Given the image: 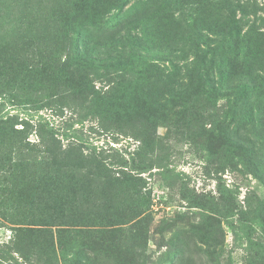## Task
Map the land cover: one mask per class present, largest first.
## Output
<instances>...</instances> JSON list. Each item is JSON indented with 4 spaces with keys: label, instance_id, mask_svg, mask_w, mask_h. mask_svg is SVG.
Returning <instances> with one entry per match:
<instances>
[{
    "label": "trees",
    "instance_id": "16d2710c",
    "mask_svg": "<svg viewBox=\"0 0 264 264\" xmlns=\"http://www.w3.org/2000/svg\"><path fill=\"white\" fill-rule=\"evenodd\" d=\"M260 1L0 0V101L87 107L102 130L138 143L128 163L1 116L0 227L11 236L0 245L23 257L32 249L44 264H146L151 233H172L160 264H202L187 245H210L221 219L235 229L249 201L244 210L219 189L189 191L198 220L177 214L152 231L151 191L135 160L172 139L264 183Z\"/></svg>",
    "mask_w": 264,
    "mask_h": 264
},
{
    "label": "rangeland",
    "instance_id": "374dc122",
    "mask_svg": "<svg viewBox=\"0 0 264 264\" xmlns=\"http://www.w3.org/2000/svg\"><path fill=\"white\" fill-rule=\"evenodd\" d=\"M258 4L261 6L262 2L258 0ZM263 16L264 13L260 12L257 18ZM249 20L256 23V26L260 23L254 17H250ZM96 86L99 87V84ZM38 106L18 105L12 101L1 100L0 117L15 116L34 125L44 124L48 130L55 131L64 145L68 142H80L86 148L101 149L104 156L110 159L116 156L131 163L138 145L137 141L130 136L102 130L98 125V119L93 117L89 108L79 107L77 110L67 107L59 112L57 109H37ZM158 132L162 136L165 129L160 127ZM29 140L32 142L37 140L35 133L30 135ZM176 142L172 139L164 140L161 150L146 158L135 160V167L138 170L134 173L144 181L146 187L144 190L151 191V210L154 219L151 230L153 231L161 221L165 224L172 223L177 214L185 217L187 215L197 221L199 213L195 209L187 208L188 203L184 196L191 191L195 194L217 197L219 189L227 201L234 197L238 209L246 210L245 199L249 201L251 209L244 216L243 223L238 224L233 220L235 229L228 225L232 220L221 219L220 230L213 235L210 245L189 243L186 252L196 258L198 249L204 259L202 264H264L260 256L264 255V224L261 223L264 219V210L260 212V208L257 207V198L264 203V183L251 175L239 171L232 172L229 168L219 166L210 160L207 151L201 145L190 143L176 145ZM1 224L4 225L3 228L0 227V244H6L11 232L4 228L9 225ZM171 234L164 233L159 236L151 233V241L145 255L146 264H160L164 254L168 252V243L173 236ZM248 238L252 239L251 243ZM26 253L27 257H23L12 252L7 245H0V264H44L34 250Z\"/></svg>",
    "mask_w": 264,
    "mask_h": 264
}]
</instances>
